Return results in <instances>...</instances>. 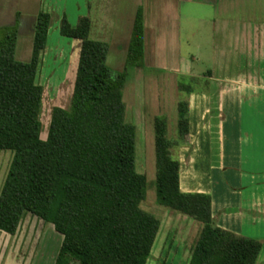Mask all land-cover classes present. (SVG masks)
Listing matches in <instances>:
<instances>
[{"label": "trees", "instance_id": "obj_1", "mask_svg": "<svg viewBox=\"0 0 264 264\" xmlns=\"http://www.w3.org/2000/svg\"><path fill=\"white\" fill-rule=\"evenodd\" d=\"M51 21L48 12L37 15L29 62L14 57L16 24L0 27V150L13 152L0 193V230L15 234L30 212L63 236L55 264H146L160 221L140 207L147 179L136 170V127L125 118L127 74L107 66L108 45L89 38L88 19L77 26L61 20L60 33L81 41L79 60L70 108L52 109L41 138L43 87L36 76ZM142 60L139 11L128 64ZM177 112L178 139L167 137L165 117L154 119L155 186L159 204L202 225L187 264H255L262 240L215 225L209 193L181 190L187 100Z\"/></svg>", "mask_w": 264, "mask_h": 264}, {"label": "crops", "instance_id": "obj_2", "mask_svg": "<svg viewBox=\"0 0 264 264\" xmlns=\"http://www.w3.org/2000/svg\"><path fill=\"white\" fill-rule=\"evenodd\" d=\"M41 11L52 15L36 76L43 87L42 105L46 93L61 100L69 97L66 105L55 103L51 111L56 106L70 108L81 46L79 39L60 33L63 17L72 26L89 20V38L107 43L106 64L126 72V81L138 69L201 77L193 75L197 58L184 45L190 44L195 23H212L213 68L202 75L209 86L186 98L188 134L178 148L180 188L211 195L215 225L257 236L254 229L264 223V19L257 16L264 13V0H0V27L16 24L14 57L16 48L21 50L23 62L31 60L34 25ZM139 11L143 60L131 66L129 47ZM249 163L256 166L244 168ZM7 172L0 178V193ZM39 224L40 236L34 241ZM55 232L53 224L25 213L15 234L0 232V251L5 253L1 264H9L13 257L12 264L24 262L21 257L33 242L27 264H55L63 239ZM259 237L255 264H264V236Z\"/></svg>", "mask_w": 264, "mask_h": 264}, {"label": "rangeland", "instance_id": "obj_3", "mask_svg": "<svg viewBox=\"0 0 264 264\" xmlns=\"http://www.w3.org/2000/svg\"><path fill=\"white\" fill-rule=\"evenodd\" d=\"M257 16L264 19V13L263 15ZM7 20L8 17L4 18L2 22H6ZM189 39L190 44L188 46L185 44L184 50L188 48L191 54L195 55L197 58L193 61V75H201V77L178 76L171 75L165 71L138 69L127 79L122 89L123 100L126 105V121L136 126V170L145 174L147 179L146 196L140 203V207L154 215L160 221V229L146 264H187L192 247L202 227L201 223L193 218L159 204L156 198L155 186V117H165L167 120V137L169 139H178L177 106L179 101L186 100L187 98L188 93L185 89L190 87L192 91L197 92L209 86L208 83H205V77L202 75L213 68L214 45L212 23L209 21L200 22V24L195 23V26L190 30ZM21 55L22 51L19 50L17 52L16 48V59L26 61V57H22ZM180 83L186 88L180 90ZM64 87L65 85H62L61 88L63 89ZM68 101L69 97L61 100L57 99L55 95L52 96L49 93L45 94L40 111V121L42 124L41 137L43 139L46 138L48 133L52 106L55 103L66 105ZM12 156V151L0 150V178L7 172ZM254 166L256 165L249 163L244 165V168L249 169ZM186 180L187 179L183 178V181ZM186 182L192 181L188 180ZM195 183H197V181H195ZM197 187L198 186H196L195 189ZM33 225L34 222L31 223V228ZM45 225L44 232L45 235L48 236V227L50 226H48L49 224L47 223ZM40 227L41 224H39L35 230L33 235L34 241L40 236ZM254 231L257 233V236H251L252 238H262L259 236H264V223L262 226H257ZM0 232L2 235L9 236V234L2 231ZM31 232L32 230H30V233ZM26 234H28V231ZM242 236L249 237L250 235ZM5 246L6 244H4L3 248ZM33 246L34 242L31 244L27 253L21 257L24 259V262L18 261L17 264H27ZM4 255V249H2V251H0V264L2 263V258H5ZM8 257L7 254L6 258ZM14 258L15 257L9 260V264H12Z\"/></svg>", "mask_w": 264, "mask_h": 264}]
</instances>
